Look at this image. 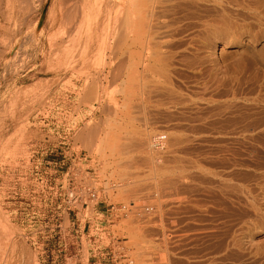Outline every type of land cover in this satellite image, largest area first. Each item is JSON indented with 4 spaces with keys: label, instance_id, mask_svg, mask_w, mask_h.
I'll use <instances>...</instances> for the list:
<instances>
[{
    "label": "rangeland",
    "instance_id": "obj_1",
    "mask_svg": "<svg viewBox=\"0 0 264 264\" xmlns=\"http://www.w3.org/2000/svg\"><path fill=\"white\" fill-rule=\"evenodd\" d=\"M84 1L0 0V264H264V0H141L139 76Z\"/></svg>",
    "mask_w": 264,
    "mask_h": 264
},
{
    "label": "bare ground",
    "instance_id": "obj_2",
    "mask_svg": "<svg viewBox=\"0 0 264 264\" xmlns=\"http://www.w3.org/2000/svg\"><path fill=\"white\" fill-rule=\"evenodd\" d=\"M86 1V0H85ZM84 1V2H85ZM137 1V0H136ZM144 1V0H143ZM147 1V0H146ZM155 1V0H154ZM159 1V0H158ZM157 1V2H158ZM76 2H77V5H78V0H76ZM80 2V1H79ZM97 2V0H87V5L86 4H84L85 6H87V7H89L90 8V10H89V13H90V15L88 16V19L90 18V16H91V12H93V7L95 6V3ZM139 3H138V8H137V11H136V13H133V15H134V17H132V19H130L131 21V23L130 24H132V26H133V32H132V34H133V36H134V38L132 39V43L133 44H131V45H133L134 46V48H135V51L133 52V57H134V59H135V66L137 67L136 69H137V71H136V73H137V76H139L140 75V72H139V69H140V67H144V68H146V65H144L143 66V64H144V62L146 61L144 58L145 57H147V56H150L151 58H152V56L154 55L155 57H156V54H155V52L156 51H153V55H149V53L150 54H152L148 49L150 48V45H153V43H152V38H154L153 37V34H154V32H150V30H151V26L153 25H150V21H152L153 19V14H151V11L149 10V14L147 13L146 14V12H148V11H146V12H144V8H143V5H144V3L143 2H141V0H139L138 1ZM188 2V1H187ZM163 3V2H162ZM74 4H76V3H74ZM82 4H83V2H82ZM148 4V3H147ZM158 4V3H157ZM150 5V4H149ZM162 5V4H161ZM242 5V4H241ZM75 6V5H74ZM80 6V5H79ZM137 6V5H136ZM145 6V5H144ZM159 6V5H158ZM84 7V6H83ZM162 7V6H161ZM160 7V8H161ZM65 8V7H64ZM86 8V7H85ZM153 8V7H152ZM74 9V8H73ZM81 9V8H80ZM156 9H158V8H156L155 7V10ZM69 10V9H68ZM71 10V9H70ZM84 11L85 10H87V9H83ZM162 10V9H161ZM160 10V11H161ZM76 11V10H75ZM75 11H74V14H76L75 13ZM125 11V10H124ZM126 11H128V10H126ZM133 11V10H132ZM159 11V12H160ZM76 12H78V11H76ZM129 12V11H128ZM154 12V11H153ZM72 14H73V12H71ZM71 13H68L69 14V16H71L72 14ZM79 13V12H78ZM124 13V12H123ZM130 13V12H129ZM158 13V12H157ZM82 15H84V14H82ZM127 15V14H126ZM132 15V16H133ZM74 16V15H73ZM72 16V17H73ZM86 16V15H85ZM85 16H80L81 18H83V17H85ZM131 16V15H130ZM153 16V17H152ZM77 18L79 17V15L78 16H76ZM76 17H75V19H76ZM148 17L150 18L149 20H148ZM63 18V17H62ZM70 18V17H69ZM159 18V17H158ZM87 19V20H88ZM122 19V18H121ZM81 20V19H80ZM84 20V19H83ZM74 21V19H72V21L71 22H73ZM226 22H227V20H226ZM81 23V22H80ZM222 23V22H221ZM74 24H76V23H74ZM74 24H72V25H74ZM119 24V23H118ZM126 24V23H125ZM227 24H230V23H227ZM226 24V25H227ZM127 25V24H126ZM155 25V24H154ZM157 25V24H156ZM225 25V24H224ZM81 26V25H80ZM123 26H124V24H123ZM162 26V25H161ZM160 26V27H161ZM124 28H126V27H124ZM127 30V29H126ZM208 30V29H207ZM152 31H153V29H152ZM159 32V31H158ZM128 33V32H127ZM131 33V32H130ZM162 33V32H161ZM119 35V34H118ZM122 35V34H121ZM125 35V34H124ZM128 35V34H127ZM68 36V35H67ZM123 36V35H122ZM154 36H156V35H154ZM160 36V35H159ZM165 36V35H164ZM120 37V36H119ZM124 37V36H123ZM128 37H129V35H128ZM158 37V36H157ZM160 38H161V36H160ZM131 39V38H130ZM168 39V38H167ZM114 43V42H113ZM152 43V44H151ZM33 44V43H32ZM155 45V44H154ZM133 46H131V47H133ZM130 47V48H131ZM152 47V46H151ZM162 47V46H161ZM123 48V47H122ZM133 48V49H134ZM154 48L156 49V47L154 46ZM152 49V48H151ZM147 50L149 51L148 52V54H146L147 53ZM158 52V51H157ZM156 52V53H157ZM124 54V53H123ZM131 54V53H130ZM147 55V56H146ZM157 55H158V53H157ZM159 55L161 56V54L159 53ZM158 55V56H159ZM159 56V57H160ZM151 58H148L149 60L151 59ZM154 58V57H153ZM152 58V59H153ZM147 59V58H146ZM157 59V58H156ZM155 59V60H156ZM162 59V58H161ZM129 60V59H128ZM132 60V59H131ZM145 60V61H144ZM123 61V60H122ZM152 62H155L154 60H151ZM157 61H159V58L157 59ZM161 61V60H160ZM160 61H159V63H160ZM163 61V60H162ZM125 62V61H124ZM123 62V63H124ZM130 62V61H129ZM122 63V62H121ZM122 63V64H123ZM132 63V62H131ZM133 63V64H134ZM148 63H150V62H148ZM158 63V64H159ZM124 64H126V63H124ZM123 64V65H124ZM147 64V63H146ZM151 64V63H150ZM121 66V65H120ZM149 65L147 64V68H146V70L148 69V71H149V69L151 68V66H150V68L148 67ZM166 66H167V64H166ZM124 67V66H123ZM126 67H128V66H126ZM130 67V66H129ZM120 68V67H119ZM153 68V67H152ZM169 68V67H168ZM126 70V69H125ZM123 71V70H122ZM121 72V71H120ZM135 73V72H134ZM133 73V74H134ZM159 73V72H158ZM121 74V73H120ZM136 75V74H135ZM123 77V76H122ZM126 77V76H125ZM142 77V76H141ZM145 77V76H144ZM165 77V76H164ZM127 78H128V76H127ZM132 79V78H131ZM140 83V82H139ZM96 84V83H95ZM125 84V83H124ZM97 85V84H96ZM136 87V86H135ZM98 88V87H97ZM99 89V88H98ZM133 93H134V91H133ZM124 96L125 97H127L128 96V88H126L125 89V91H124ZM138 95V94H137ZM128 99V98H127ZM126 101V100H125ZM126 105V104H125ZM127 106V105H126ZM135 110V109H134ZM3 248V247H2Z\"/></svg>",
    "mask_w": 264,
    "mask_h": 264
},
{
    "label": "built area",
    "instance_id": "obj_3",
    "mask_svg": "<svg viewBox=\"0 0 264 264\" xmlns=\"http://www.w3.org/2000/svg\"><path fill=\"white\" fill-rule=\"evenodd\" d=\"M167 145V137L165 135H155L151 139L150 149L152 152L159 153L166 149ZM134 206V204H133ZM121 211L127 212V208L124 206L120 208ZM147 212H149V208H146ZM128 264H133V261H130Z\"/></svg>",
    "mask_w": 264,
    "mask_h": 264
}]
</instances>
